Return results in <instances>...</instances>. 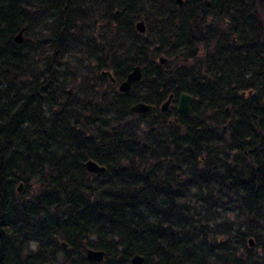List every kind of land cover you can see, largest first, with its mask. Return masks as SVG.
Returning <instances> with one entry per match:
<instances>
[{
	"label": "trees",
	"instance_id": "1",
	"mask_svg": "<svg viewBox=\"0 0 264 264\" xmlns=\"http://www.w3.org/2000/svg\"><path fill=\"white\" fill-rule=\"evenodd\" d=\"M134 254L264 264V0H0V264Z\"/></svg>",
	"mask_w": 264,
	"mask_h": 264
},
{
	"label": "water",
	"instance_id": "2",
	"mask_svg": "<svg viewBox=\"0 0 264 264\" xmlns=\"http://www.w3.org/2000/svg\"><path fill=\"white\" fill-rule=\"evenodd\" d=\"M177 3H182V0H176ZM136 29L140 32L143 33L145 31V24L143 21H138L136 23ZM23 30H20L14 37V40L16 42H21L23 40ZM167 62V59L163 56L159 57V63L160 64H165ZM141 71L142 68L138 65L134 66L132 68L131 71H129L126 75V78L121 81L118 84V90L122 93H126L131 89L132 84L139 80L141 77ZM102 74L107 75L109 77V79L114 83L115 82V78L113 77L112 73L109 70H103ZM242 95L244 94V92H240ZM249 93H251V91H249ZM171 99H172V94H170L168 96V98L162 103L161 105V109L165 110L166 108H168L171 105ZM192 100V96L188 93L182 92L180 93V95L177 98V102H176V110L184 115H189L191 112V108H190V103ZM155 108L154 105L152 104H148L145 103L143 101H137L133 104L130 105L129 109L132 113H136V114H143V113H147L152 111ZM85 168L88 172L93 173V172H97V171H104L105 167L104 166H100L96 161H94L93 159H88L85 162ZM22 187V184L20 183L18 190H20ZM248 243L250 246L253 245V239L249 238L248 239ZM85 256L88 260L90 261H96V262H100L103 260L104 256H105V251L100 250V249H94V248H87L85 250ZM47 264V263H45ZM127 264H144V256L140 255V254H134L133 256H131L129 258V261Z\"/></svg>",
	"mask_w": 264,
	"mask_h": 264
},
{
	"label": "rangeland",
	"instance_id": "3",
	"mask_svg": "<svg viewBox=\"0 0 264 264\" xmlns=\"http://www.w3.org/2000/svg\"><path fill=\"white\" fill-rule=\"evenodd\" d=\"M21 190H22V187H21V189H20L19 191H21ZM70 264H79V262L76 261V262H72V263H70Z\"/></svg>",
	"mask_w": 264,
	"mask_h": 264
},
{
	"label": "flooded vegetation",
	"instance_id": "4",
	"mask_svg": "<svg viewBox=\"0 0 264 264\" xmlns=\"http://www.w3.org/2000/svg\"><path fill=\"white\" fill-rule=\"evenodd\" d=\"M171 101H172V99H171ZM176 102H177V100H176ZM191 102H192V100H191ZM175 106H176V104H175ZM190 106H191V103H190Z\"/></svg>",
	"mask_w": 264,
	"mask_h": 264
}]
</instances>
